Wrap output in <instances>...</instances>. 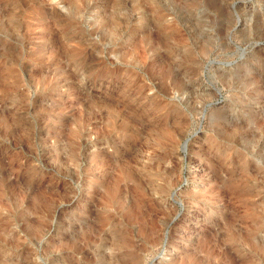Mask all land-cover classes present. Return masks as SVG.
Returning a JSON list of instances; mask_svg holds the SVG:
<instances>
[{"label": "rangeland", "instance_id": "1", "mask_svg": "<svg viewBox=\"0 0 264 264\" xmlns=\"http://www.w3.org/2000/svg\"><path fill=\"white\" fill-rule=\"evenodd\" d=\"M69 1L0 0V264H264V0Z\"/></svg>", "mask_w": 264, "mask_h": 264}, {"label": "bare ground", "instance_id": "2", "mask_svg": "<svg viewBox=\"0 0 264 264\" xmlns=\"http://www.w3.org/2000/svg\"><path fill=\"white\" fill-rule=\"evenodd\" d=\"M69 1V0H68ZM76 1V0H75ZM81 1V0H80ZM78 2V1H77ZM70 5L73 2V0H70L69 2ZM73 5V4H72ZM70 7H73V6H70ZM78 7V6H77ZM2 11V10H1ZM58 14V13H57ZM114 14V13H113ZM110 16V15H109ZM108 16V17H109ZM112 16V15H111ZM120 22V20L118 21ZM127 22V21H125ZM121 23H124V22H121ZM121 24H119L120 26ZM127 25V24H126ZM110 29H112L111 33H115L117 28H118V25L117 23H113V22H110ZM117 27V28H116ZM125 28V27H124ZM123 28V29H124ZM120 30H121V26H120ZM115 31V32H114ZM119 32V30L117 31ZM119 34V33H117ZM112 35V34H111ZM113 36V35H112ZM78 228V227H77ZM39 231V230H37ZM77 233V235H75L73 233V245L75 246L78 242H77V238H78V235H81L82 238H83V246H81V249H84V246L85 248L89 246L90 249H92L95 254L94 255H91L90 258H86L84 257V261L87 263V264H116V260L110 258V256H106L102 251V249H104L105 247H107L109 245V248L112 247V246H117V245H121V244H124L125 242V239L123 238V236L121 234H118V235H114L115 236V239H111V238H105L102 241H99L97 239V237L94 235L95 232L91 233V228H89L88 226H85V227H81ZM76 231V232H77ZM75 232V230H74ZM79 241V240H78ZM80 247V246H79ZM79 249V250H81ZM100 251V252H99ZM102 252V253H101ZM139 259L136 257L135 254H129L128 255V258H127V264H139ZM73 264H75L74 260H73Z\"/></svg>", "mask_w": 264, "mask_h": 264}]
</instances>
